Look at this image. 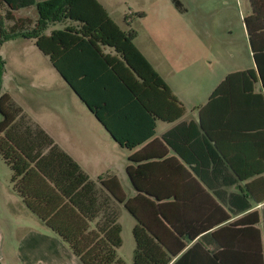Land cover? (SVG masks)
Listing matches in <instances>:
<instances>
[{
    "label": "trees",
    "instance_id": "16d2710c",
    "mask_svg": "<svg viewBox=\"0 0 264 264\" xmlns=\"http://www.w3.org/2000/svg\"><path fill=\"white\" fill-rule=\"evenodd\" d=\"M249 1L251 14L244 18V25L258 74L264 78L261 66L264 0ZM1 3L11 11L4 18L0 15V46L17 37L33 39L38 50L49 58L52 67L119 146L138 147L154 137L157 121L173 123L183 116V105L135 47L133 40L137 33L128 17L125 18L127 30L122 31L97 0L38 3L0 0ZM174 3L179 7L178 2ZM33 6L38 20L32 29L29 23L15 21L13 12ZM4 19L12 21L18 30L7 33ZM53 22H60L64 27L46 36L45 29ZM256 40L260 46H256ZM254 77L253 70L225 77L208 103L200 108V124L202 109L212 101H231L233 93H251ZM221 107L222 104L217 106ZM0 114V158L11 171L14 192L31 214L67 244L83 264H124L117 257L122 244L117 204L123 205L135 219L133 264H222L215 253L218 247L213 239L208 237L214 245L210 250L205 249L206 236L175 259L186 244L175 239L173 220L166 213V209L173 208L174 201L159 194L158 179L141 181L136 176L140 168L128 166L127 178L138 194L126 199L115 177L107 174L98 177L96 182L91 181L6 95L0 96ZM175 131L165 133L162 140L180 155L172 143ZM202 143L211 158L210 147L204 140ZM205 232L202 226V234Z\"/></svg>",
    "mask_w": 264,
    "mask_h": 264
},
{
    "label": "crops",
    "instance_id": "0c3cea01",
    "mask_svg": "<svg viewBox=\"0 0 264 264\" xmlns=\"http://www.w3.org/2000/svg\"><path fill=\"white\" fill-rule=\"evenodd\" d=\"M42 1L35 0L36 3ZM97 2L120 28L111 14L117 0ZM247 2L248 16L251 6L250 1ZM13 17L24 25L29 23V29L38 20L35 6L15 11ZM123 25L127 26L125 18ZM63 27L60 22L49 23L44 34L48 36L53 30ZM246 34L249 41L247 31ZM137 39L133 40L135 47L183 105V116L173 123L157 121L154 137L133 149L123 148L112 138L111 142L103 136L110 152L119 159L105 160L107 166L104 169L101 167L95 174H91L75 157L68 156L89 179L92 175L115 177L126 199L138 194L127 178L128 166L140 168L136 176L141 181L145 178L158 179L159 194L171 197L170 202L174 201L173 208L166 209V213L173 220L175 239L186 244L175 259L206 236L205 249L210 250L215 243L218 247L215 253L222 264H264V78L258 74L250 41V61L237 59L231 62V68L219 74L217 80L207 81L202 86V102H196L197 93H192L183 84L177 86V80H169L167 77L173 80L170 76L173 72L166 68H163L166 74L161 72L155 66V62L158 63L157 53L150 47L136 44ZM256 46H260L257 40ZM108 52L106 49L105 53ZM261 66L264 69V61ZM246 70L255 72L253 91L233 93L231 101H212L202 109L201 125L200 108L208 103L215 88L228 75ZM219 104H222L220 109L217 108ZM203 125L206 132L202 130ZM172 129L176 130L172 143L181 156L162 140V136ZM202 140L210 147L211 158L214 159L207 156ZM125 178L129 188L125 185ZM20 202L23 207L18 205L17 209L15 206L5 210L3 204L5 215L16 213L19 221L7 222L6 216L4 222H0V264H83L67 244L47 230L22 200ZM8 223L12 225L11 229ZM202 226L205 227L204 234Z\"/></svg>",
    "mask_w": 264,
    "mask_h": 264
},
{
    "label": "rangeland",
    "instance_id": "374dc122",
    "mask_svg": "<svg viewBox=\"0 0 264 264\" xmlns=\"http://www.w3.org/2000/svg\"><path fill=\"white\" fill-rule=\"evenodd\" d=\"M10 11L5 4H0L3 18ZM247 11V0H117L111 14L122 30L127 27L123 19L128 17L137 33L136 44L157 53L155 66L165 74L163 68L171 70L173 80L167 78L177 80V86L183 84L192 93L196 92V102H202L200 94L207 81L217 80L219 74L231 68L234 60L250 61L244 25ZM5 19L7 33L18 30L12 21ZM0 57L3 61L0 96L6 95L62 151L82 162L91 174L101 167L104 169L105 160L118 161V156L106 146L104 137L112 142L107 131L63 81L49 58L38 50L33 39L17 37L5 41L0 46ZM98 177L92 175L90 180L96 182ZM10 178L9 167L0 158L1 224L6 216L7 222L19 221L16 213L5 215L3 209V204L5 210L22 205L13 192ZM124 181L127 186L126 178ZM116 210L122 239L117 257L124 264H132L135 222L122 205L117 204Z\"/></svg>",
    "mask_w": 264,
    "mask_h": 264
}]
</instances>
